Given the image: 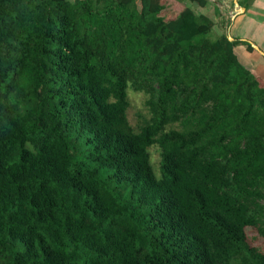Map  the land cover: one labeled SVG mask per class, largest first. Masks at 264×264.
<instances>
[{
    "label": "trees",
    "instance_id": "1",
    "mask_svg": "<svg viewBox=\"0 0 264 264\" xmlns=\"http://www.w3.org/2000/svg\"><path fill=\"white\" fill-rule=\"evenodd\" d=\"M161 10L0 0V264H264V88Z\"/></svg>",
    "mask_w": 264,
    "mask_h": 264
},
{
    "label": "crops",
    "instance_id": "2",
    "mask_svg": "<svg viewBox=\"0 0 264 264\" xmlns=\"http://www.w3.org/2000/svg\"><path fill=\"white\" fill-rule=\"evenodd\" d=\"M159 4L162 6L159 16L165 21L175 19L189 8L212 23L208 34L215 35L213 40L224 34L240 42L235 51L240 49L251 61L249 68L264 88V56L254 49L264 54V0H159ZM242 42L250 44L254 51L248 52Z\"/></svg>",
    "mask_w": 264,
    "mask_h": 264
},
{
    "label": "rangeland",
    "instance_id": "3",
    "mask_svg": "<svg viewBox=\"0 0 264 264\" xmlns=\"http://www.w3.org/2000/svg\"><path fill=\"white\" fill-rule=\"evenodd\" d=\"M73 1V0H70ZM210 40H213L215 35L214 34H208L207 36ZM236 52L238 53L240 62L244 64L246 67H251V61H249L248 58H245L241 52L240 49L236 48ZM253 65V64H252ZM128 100L130 103V106L127 110V118L129 121V124L134 130H138V126L141 124V118L147 117L146 110L144 108V100L145 96L141 93H137L133 91L132 89H128ZM150 155H151V164L154 170V173L157 177H160V169H159V151L156 147H152L149 149ZM247 235L250 243L260 249L261 251H264V241L257 235L256 231L253 229H247Z\"/></svg>",
    "mask_w": 264,
    "mask_h": 264
},
{
    "label": "water",
    "instance_id": "4",
    "mask_svg": "<svg viewBox=\"0 0 264 264\" xmlns=\"http://www.w3.org/2000/svg\"><path fill=\"white\" fill-rule=\"evenodd\" d=\"M228 40L232 41L231 38H228ZM254 49L257 50L260 54H262L264 56V54L258 48L254 47Z\"/></svg>",
    "mask_w": 264,
    "mask_h": 264
}]
</instances>
